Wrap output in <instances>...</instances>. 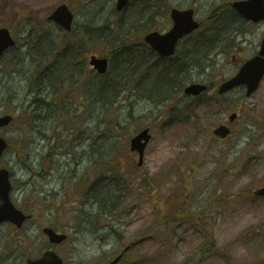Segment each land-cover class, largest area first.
<instances>
[{
  "label": "rangeland",
  "instance_id": "1",
  "mask_svg": "<svg viewBox=\"0 0 264 264\" xmlns=\"http://www.w3.org/2000/svg\"><path fill=\"white\" fill-rule=\"evenodd\" d=\"M114 1L0 0V26L12 29L17 38V45L0 60V114L14 109L17 116L15 123L0 129L10 142L0 167L10 170L12 202L35 214L34 222L19 230L0 225V257L8 261L11 251L28 252L30 238H42L41 227L56 225L68 237L62 250L64 264L105 263L141 232L152 237L132 247L121 264H264V199L252 194L264 184V79L250 98L237 88L224 99L211 100L217 98L214 90L195 99L184 96L182 87L190 82L218 84L231 76L238 63L255 53L264 24L235 26L233 31L240 32L232 35L231 17L221 15L230 0H165L174 7H192L203 23L211 17L219 31L213 49L206 56L203 49L185 55V48L190 50L199 41L195 33L178 47L185 64L176 62L160 75L155 71L151 80L146 73L140 82L134 81L135 72H118L124 82L109 83L105 101L98 105L93 83L107 79L93 77L82 85L87 77L77 81L85 67L72 72L62 61L79 55L84 66L89 55L104 54L113 62L125 49V40L154 25L138 10L141 0L130 3L121 15L114 12ZM61 4L74 13L69 34L47 21ZM137 10L139 18L132 15ZM167 13L156 11L154 27L170 26ZM66 46L56 64L48 66L56 50ZM118 65H122L118 71L134 66L125 60ZM150 81L145 89L155 87L146 92L144 85ZM127 87L129 93L124 91ZM151 94L157 97L143 100ZM29 100L32 105L24 106ZM232 113L238 117L229 123ZM223 122L230 125L231 134L214 140L212 130ZM143 126H149L152 138L139 169L136 160L132 163L129 140ZM198 131L202 132L197 135ZM66 154L72 155L68 164L63 163ZM92 181L95 190L88 194ZM135 187L140 188L136 194ZM104 193L112 200V211L105 219L94 220L103 205L92 204L89 198L102 199ZM127 194L123 208L137 220L124 223L117 221L124 216L118 206ZM180 209L182 218L185 213L194 221L178 219L164 225L163 220ZM198 221L203 224L196 229ZM154 222L157 234L152 233ZM107 225L116 231L110 234L102 228ZM10 235L12 241L6 238Z\"/></svg>",
  "mask_w": 264,
  "mask_h": 264
},
{
  "label": "water",
  "instance_id": "2",
  "mask_svg": "<svg viewBox=\"0 0 264 264\" xmlns=\"http://www.w3.org/2000/svg\"><path fill=\"white\" fill-rule=\"evenodd\" d=\"M127 0H119L117 3V8L120 9ZM255 2L262 3L264 0H254L252 3L241 2L235 5L237 10L248 18H257L260 14H264V10L260 5L255 4ZM171 16L174 20L173 28L165 35L159 36L157 33H151L146 36V41L152 45L153 48L157 49L162 55H170L173 53L174 45L178 38L182 35L191 32L197 25L192 22V12H178L173 10ZM50 19L64 27L65 29L70 28L72 16L65 5L58 7L51 15ZM14 42L10 37V34L7 29H0V53L7 48L8 46L13 45ZM92 65L99 72H104L106 68L105 60H97L91 58ZM264 73V60L260 58H253L247 61L239 70V72L229 81L223 83L219 88V93L225 92L228 89L234 87L235 85L245 84L247 86V95H250L253 91L256 90L261 76ZM205 87L202 85H190L186 87L184 92L186 94L197 95ZM10 117L0 118V126L6 125L10 121ZM232 119V117H231ZM218 134L224 135L226 131L222 128L216 131ZM150 136L147 134V130H144L137 136L133 137L130 140L131 150H137L140 156V160L143 156V150L146 143L148 142ZM142 140H144L142 142ZM6 148V143L0 139V155L1 152ZM8 174L5 171H0V197L6 202L3 206H0V221L6 219L11 220L12 208L7 202V192L9 190V185L7 182ZM256 194L258 196H264V187L259 189ZM19 214V213H18ZM20 219V218H19ZM120 257H117L115 260L111 261L108 264H117Z\"/></svg>",
  "mask_w": 264,
  "mask_h": 264
},
{
  "label": "flooded vegetation",
  "instance_id": "3",
  "mask_svg": "<svg viewBox=\"0 0 264 264\" xmlns=\"http://www.w3.org/2000/svg\"><path fill=\"white\" fill-rule=\"evenodd\" d=\"M41 247H42L41 245L36 246L37 250L41 249ZM44 250H47V249H44ZM22 255H23L22 253H17L14 259L11 258L8 261H5L3 258L0 257V264H22V258H21Z\"/></svg>",
  "mask_w": 264,
  "mask_h": 264
}]
</instances>
